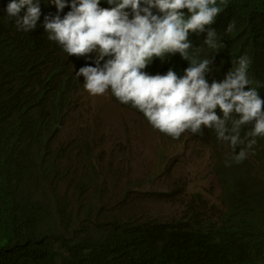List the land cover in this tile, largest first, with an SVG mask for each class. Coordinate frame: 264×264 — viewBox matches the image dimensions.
<instances>
[{
  "label": "trees",
  "instance_id": "obj_1",
  "mask_svg": "<svg viewBox=\"0 0 264 264\" xmlns=\"http://www.w3.org/2000/svg\"><path fill=\"white\" fill-rule=\"evenodd\" d=\"M53 2L39 0L37 26L24 31L6 12L10 0H0V264H264V137H256L252 149L246 143L233 149L215 128L193 133L212 148L221 193L218 203L189 204L176 218L101 207L110 187L98 176L91 178L89 193L86 181L76 184V203L60 193L61 183L73 176L61 168L56 141L84 90V77L76 73L96 61L90 53L68 55L48 38L45 17L63 18L71 10V0L59 13ZM217 4L222 10L207 26L215 30L216 48L205 43L207 31L190 33L187 60L179 52L166 54L143 71L166 75L172 69L183 76L193 59H209L204 78L211 85L246 56L245 90L255 89L264 99V0ZM100 6L110 7L107 0ZM252 128L242 126L241 138L251 139L246 134ZM242 148L247 158L236 163Z\"/></svg>",
  "mask_w": 264,
  "mask_h": 264
},
{
  "label": "clouds",
  "instance_id": "obj_2",
  "mask_svg": "<svg viewBox=\"0 0 264 264\" xmlns=\"http://www.w3.org/2000/svg\"><path fill=\"white\" fill-rule=\"evenodd\" d=\"M53 3L59 13L68 0ZM107 4L110 7H101V0H71V10L63 18L59 14L45 17L48 38L62 45L68 55L98 53L97 66L81 67L76 73L85 78L89 94L103 95L111 89L121 103L138 108L154 128L174 139L187 130L202 133L203 127L215 128L217 138L233 149L245 143L246 149H252L255 138L264 137V99L255 89L245 90L250 84L246 56L239 58L238 67L222 82L211 85L204 78L212 63L209 59L199 63L193 59L183 76L172 69L166 75L143 71L155 57L166 54L179 52L187 60L190 33L207 31L205 43L216 48L215 30L207 26L222 10L217 0H107ZM6 12L24 31L34 30L41 16L39 0H10ZM233 113L239 118L234 119ZM250 123L253 128L246 136L251 139L245 141L240 130ZM247 154L242 148L235 162H243Z\"/></svg>",
  "mask_w": 264,
  "mask_h": 264
},
{
  "label": "rangeland",
  "instance_id": "obj_3",
  "mask_svg": "<svg viewBox=\"0 0 264 264\" xmlns=\"http://www.w3.org/2000/svg\"><path fill=\"white\" fill-rule=\"evenodd\" d=\"M97 56L93 51L88 57L96 61ZM56 144L62 170L73 176L61 183L59 191L75 203L76 184L86 181L89 193L95 186L91 178L97 176L102 186L110 187L104 190L107 196L101 207L122 205L128 214L171 219L189 204L211 205L220 198L211 146L190 130L178 141L160 132L142 111L121 103L111 89L93 96L84 87Z\"/></svg>",
  "mask_w": 264,
  "mask_h": 264
}]
</instances>
